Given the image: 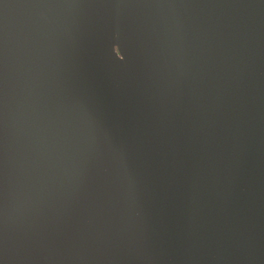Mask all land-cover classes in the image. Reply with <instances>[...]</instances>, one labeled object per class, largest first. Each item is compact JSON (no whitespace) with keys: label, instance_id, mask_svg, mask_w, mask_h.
<instances>
[{"label":"water","instance_id":"95a60500","mask_svg":"<svg viewBox=\"0 0 264 264\" xmlns=\"http://www.w3.org/2000/svg\"><path fill=\"white\" fill-rule=\"evenodd\" d=\"M0 264H264V0H0Z\"/></svg>","mask_w":264,"mask_h":264}]
</instances>
